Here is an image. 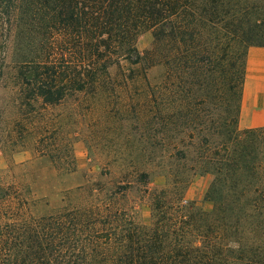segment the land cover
<instances>
[{"label": "trees", "instance_id": "1", "mask_svg": "<svg viewBox=\"0 0 264 264\" xmlns=\"http://www.w3.org/2000/svg\"><path fill=\"white\" fill-rule=\"evenodd\" d=\"M251 47H264V0H0V88L12 78L21 103L53 107L136 96L130 109L106 104L103 118L141 124L128 157L170 148L176 163L137 168L110 194L66 190L51 210L32 191L0 187V264H264V127H240ZM155 174L163 186L151 188ZM206 174L210 211L186 199ZM134 188L150 201L149 223L118 202Z\"/></svg>", "mask_w": 264, "mask_h": 264}, {"label": "rangeland", "instance_id": "2", "mask_svg": "<svg viewBox=\"0 0 264 264\" xmlns=\"http://www.w3.org/2000/svg\"><path fill=\"white\" fill-rule=\"evenodd\" d=\"M153 43L152 32H148L140 36L137 46L146 56ZM159 76L155 69L149 72L152 81ZM10 79L8 77L5 81L7 85L0 88V187L20 186L25 193L32 191V197L47 201L49 206L45 210H51L63 204L62 192L66 190L98 185L110 194L119 191L126 182L133 181V171L137 168L175 167L174 160H170V148H148L153 153L147 158L128 157L136 148L127 145V138L139 139L141 124L116 112L108 119L103 118L102 108L106 104L110 103L120 110L130 109L139 100L136 96L118 92L114 93L110 102L103 100L101 104H95L94 100L82 94L67 99L59 106H42L21 103L18 90ZM252 117L249 109L246 118L251 120ZM240 127L247 129L242 117ZM51 150L61 152L63 161L60 164H55L49 156ZM67 150H73L76 162V172L70 174L66 173L70 166ZM150 178L151 188L163 186L157 174ZM211 182L209 174L193 178L186 199L210 211L213 205L204 197ZM140 198L142 195L134 188L124 197L120 195L118 202L124 208L134 206L139 220L149 223L150 201Z\"/></svg>", "mask_w": 264, "mask_h": 264}, {"label": "crops", "instance_id": "3", "mask_svg": "<svg viewBox=\"0 0 264 264\" xmlns=\"http://www.w3.org/2000/svg\"><path fill=\"white\" fill-rule=\"evenodd\" d=\"M248 108L253 115L251 120L246 118ZM242 119L247 129L264 127V47H251L248 52Z\"/></svg>", "mask_w": 264, "mask_h": 264}]
</instances>
